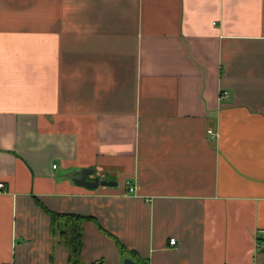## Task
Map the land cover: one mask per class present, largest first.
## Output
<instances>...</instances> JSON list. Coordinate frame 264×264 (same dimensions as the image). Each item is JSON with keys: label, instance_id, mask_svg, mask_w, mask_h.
Instances as JSON below:
<instances>
[{"label": "crops", "instance_id": "1", "mask_svg": "<svg viewBox=\"0 0 264 264\" xmlns=\"http://www.w3.org/2000/svg\"><path fill=\"white\" fill-rule=\"evenodd\" d=\"M0 184V264H264V0H0Z\"/></svg>", "mask_w": 264, "mask_h": 264}, {"label": "trees", "instance_id": "2", "mask_svg": "<svg viewBox=\"0 0 264 264\" xmlns=\"http://www.w3.org/2000/svg\"><path fill=\"white\" fill-rule=\"evenodd\" d=\"M50 218L53 222L60 223L58 233L62 245L68 252V259L66 264H85L81 258L82 252V223L86 217L76 214H57L49 212ZM122 254H128L129 251L118 244ZM138 264H146L144 261L138 260ZM89 264H103L102 260L94 261Z\"/></svg>", "mask_w": 264, "mask_h": 264}, {"label": "water", "instance_id": "3", "mask_svg": "<svg viewBox=\"0 0 264 264\" xmlns=\"http://www.w3.org/2000/svg\"><path fill=\"white\" fill-rule=\"evenodd\" d=\"M89 173H93L92 169H83L81 171L80 177L75 179V183L80 186H85L89 188H96L99 185L100 186H116L117 182L115 181H105V180H99L97 177L93 179V181H88L86 179L87 175ZM123 264H135L130 258H125L123 260Z\"/></svg>", "mask_w": 264, "mask_h": 264}, {"label": "built area", "instance_id": "4", "mask_svg": "<svg viewBox=\"0 0 264 264\" xmlns=\"http://www.w3.org/2000/svg\"><path fill=\"white\" fill-rule=\"evenodd\" d=\"M227 96V93L226 92H223V93H221V95H220V98H224V97H226ZM208 133L211 135V136H213L214 135V132L212 131V129H209L208 130ZM53 168H55V165H53ZM2 184H0V188H2ZM135 192V187L134 186H130L129 188H128V190H127V194H130V193H134ZM169 244L170 245H174L175 244V239L174 238H171L170 240H169Z\"/></svg>", "mask_w": 264, "mask_h": 264}]
</instances>
